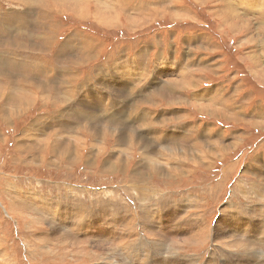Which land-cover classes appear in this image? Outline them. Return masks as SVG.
I'll return each instance as SVG.
<instances>
[{"label": "rangeland", "instance_id": "obj_1", "mask_svg": "<svg viewBox=\"0 0 264 264\" xmlns=\"http://www.w3.org/2000/svg\"><path fill=\"white\" fill-rule=\"evenodd\" d=\"M74 1L0 0V90H28L0 100V264H264V0ZM133 55L145 77L118 112L126 145L115 111L99 133L65 116L123 104L111 74Z\"/></svg>", "mask_w": 264, "mask_h": 264}, {"label": "bare ground", "instance_id": "obj_2", "mask_svg": "<svg viewBox=\"0 0 264 264\" xmlns=\"http://www.w3.org/2000/svg\"><path fill=\"white\" fill-rule=\"evenodd\" d=\"M84 1H87V2H90V0H75L74 1V3H76V4H83L84 3ZM69 4V3H68ZM69 6H70V4H69ZM107 6H109V5H107ZM116 10H117V7H115L114 8V11L116 12ZM111 8H109V10H108V12H109V16L108 17H106L105 18V22L106 23H109V22H112V21H114V19H115V17H114V15L112 14V12H114ZM240 13V12H239ZM233 14L235 15V16H237V14H238V11H233ZM153 15V14H152ZM158 17V16H157ZM13 21V20H12ZM15 21V20H14ZM13 21V22H14ZM10 24V23H9ZM16 24H17V22H16ZM13 25V24H12ZM18 27V26H17ZM14 28V27H13ZM14 29H16V28H14ZM82 44H81V46H83V49H84V51H83V53L82 54H84V56L86 57V58H89L90 56H91V52H92V49L90 48V46H87V42H85L84 40H82ZM26 49H29V47H27L26 46ZM94 51V50H93ZM140 54V53H139ZM68 56H69V58H70V56H71V53H68L67 54ZM83 56V57H84ZM32 57L33 58H35V60H36V63H37V65H38V71L39 72H46V71H51L52 69H53V67H52V65H51V67H49L50 66V64H49V66H48V62H46L45 60H43L42 59V57H35L34 55H28L25 59L26 60H28V61H31V59H32ZM57 57H59L58 55H57ZM84 57V58H85ZM28 58H30V60L28 59ZM0 59H3V57H1L0 56ZM4 60V59H3ZM5 60H8V59H5ZM77 60H78V58H77ZM76 60V61H77ZM74 61V60H73ZM75 61V62H76ZM32 62V61H31ZM30 62V63H31ZM35 62V61H34ZM136 63H137V73H129L127 70H126V66L125 67H120L119 69H118V72H121L122 73V75H117V83L115 84V83H113V86H111L110 87V90L113 88V91L114 92H116V98H117V101L118 102H123V104H120V105H118V108H116L115 109V112H117L116 114L117 115H113L114 113H111L112 115H109V116H106V118H104L105 120H107V122H110V123H112V120L114 119L113 117H115L116 116V118H115V120L117 119L118 120V118H119V115H120V113H121V110H124V108H125V110H124V113H125V111L126 110H130L129 108H127V106H129V105H131L132 104V100L130 99V97L128 96L129 94L126 92V90L130 87V86H132V85H134V83L135 82H139L138 81V78L140 77V72L142 71V61H140V59H136ZM162 63V62H161ZM160 63V64H161ZM21 64H22V66H24L26 69H28V70H30V68H28L29 66L27 65L28 64V62H22L21 61ZM133 64V63H132ZM158 65V67H161L160 69H159V71L158 70H155V73H164V72H167L168 71V67H167V65L164 67V65L163 66H161V65ZM168 64V63H167ZM172 65V64H171ZM183 65V64H182ZM180 66V65H179ZM73 67V66H72ZM157 67V68H158ZM170 67V66H169ZM172 67V66H171ZM31 68H34V66H32ZM174 68V67H173ZM122 69H124V70H122ZM176 70V69H175ZM178 70V69H177ZM71 71V70H70ZM72 72V71H71ZM178 72V71H177ZM187 72V71H186ZM190 72V71H189ZM155 73H154V75H155ZM176 73V72H175ZM187 74H188V72H187ZM186 75V74H185ZM114 78H115V76H114ZM156 78V77H155ZM48 79H50V78H48ZM161 79V78H160ZM107 79H105V81H106ZM112 82H114V80H112ZM156 82V81H155ZM159 83V82H158ZM102 84H103V82H102ZM146 84H148V85H150L149 86V90L147 91V92H153L152 94H150L149 93V95H151V96H153V95H155V96H157L158 97V92H156V93H154L155 91H152V87H154L153 86V80L152 81H150V80H147V82H146ZM100 85H101V83H100ZM123 85H127V87H126V89H125V91H123V89H121L122 87H123ZM120 87V89H118ZM92 88V87H91ZM144 88H145V86H144ZM118 89V90H117ZM136 90V89H135ZM22 91H28L27 90V88H25L24 86H22V85H19V84H16V85H11L10 87H7V88H3V89H1L0 90V100L2 99L3 101H4V103L6 104V107L7 108H9L8 109V111L10 110V108H11V106H12V103H11V101H14V99H15V102H16V99H18L19 98V103L20 104H14L13 106H15V107H18V106H20V105H22L26 100L25 99H28V98H26V97H24L23 96V93H22ZM145 91V90H144ZM180 91V90H179ZM119 92V93H118ZM160 92V91H159ZM87 95H89V94H87ZM136 95V94H135ZM159 95H161V94H159ZM93 96V95H92ZM132 97H133V95H131ZM144 96V95H143ZM136 97V96H135ZM161 97V96H160ZM159 97V98H160ZM134 98V97H133ZM141 98V97H140ZM82 99V98H81ZM80 99V100H81ZM91 100V99H90ZM96 100V99H95ZM18 101V100H17ZM56 101V100H55ZM82 101H83V99H82ZM85 101V100H84ZM134 101V100H133ZM79 103H81V102H79ZM86 102H84V104H85ZM83 105V104H82ZM114 107H115V105H114ZM134 110V109H133ZM136 111V110H135ZM69 112V111H68ZM71 112V111H70ZM68 113L67 115H65L66 117H69V118H71L72 116L74 117H79V120L80 121H85L86 122V127L89 129V130H91V132L92 131H94V132H96V133H99L100 132V128H98L97 127V124L99 125V123H98V120L96 119V118H98V117H101V114L100 115H95L94 113L92 114H90V113H84V112H82V111H79V113H75V114H72V113ZM118 112H120V113H118ZM61 114V116H63V114H62V112L60 113ZM107 115V114H106ZM124 115V114H123ZM148 115V114H147ZM121 116V115H120ZM138 116V115H137ZM78 119V118H77ZM102 119V118H101ZM99 119L100 121H102V122H104L105 120L104 119ZM54 120V122L56 121V118L55 119H53ZM93 120H95V122H93L92 123V121ZM123 121H124V123H123ZM45 122V121H44ZM42 123V125H45V126H47V127H50V128H54V129H56V131L55 132H59V130L60 131H63V129L65 128V125H67L68 123H66L65 121V123H63V122H61V119L59 120V121H57L56 123H55V125H53L54 124V122L53 121H51L52 122V124L51 125H48V124H46V123ZM90 122L92 123V124H90ZM101 122V123H102ZM117 122H119V123H117ZM116 123H117V125L116 124H114L113 125V123L112 124H109L110 126L108 127V132H110V133H112L114 136H116L115 134H117V136L116 137H118V134H120L121 133V135H120V137L119 138H117L115 141H117V143L120 145L121 143H124L125 142V145H126V142L128 141V140H131V138L132 137H130V136H132L131 134H132V132H130V130L132 129V127L131 126H133L132 124H127V122L124 120V119H119L118 121H117ZM139 122V121H138ZM105 123V122H104ZM140 123H143V121H141ZM106 124V123H105ZM138 124V123H137ZM136 124V125H137ZM113 125V126H112ZM102 126V125H101ZM105 126H107V125H105ZM134 127V126H133ZM103 128V127H102ZM123 128H128L129 129V133L126 135L125 133H124V131H123ZM136 128H137V126H136ZM140 129V128H139ZM43 130V129H42ZM58 130V131H57ZM88 130V131H89ZM49 131V130H48ZM138 132V131H137ZM48 133V132H47ZM102 133V132H101ZM100 133V134H101ZM59 134V133H58ZM47 135V134H46ZM63 136V135H62ZM100 136V135H99ZM104 136V135H103ZM56 138V137H55ZM94 138V137H93ZM92 138V139H93ZM96 138V137H95ZM100 138V137H99ZM98 139V138H97ZM43 140V139H42ZM96 140V139H95ZM36 141V140H35ZM73 145H75L76 146V144H73ZM56 147H58L57 146V143H56ZM63 147H66V145H63V146H60V147H58L59 149H64ZM118 148V147H117ZM120 148V147H119ZM143 152H144V150H142ZM175 151V150H174ZM172 152V150L171 149H168V151H163V153L162 152H160V155L162 156V157H167V155L169 156V158H168V161L169 160H171V161H173V160H178L179 158H180V156H178L177 155V153H175V152ZM146 153V152H145ZM116 154V153H115ZM114 154V155H115ZM151 154V153H150ZM143 157H144V155H143ZM158 157V156H157ZM172 157V158H171ZM145 158V157H144ZM147 159H150V160H152V157L150 156V155H148L147 156ZM155 159V158H154ZM162 160V159H161ZM147 162L149 161V160H146ZM152 161H155V160H152ZM143 162V161H142ZM153 163V164H152ZM151 164H152V166H153V169H154V167L156 166V162H152ZM164 163H167L166 161L164 162ZM152 166H151V170H152ZM160 166H162V164L160 165ZM259 167V166H258ZM258 167L256 168V169H258ZM174 167H172L171 169H173ZM260 168V167H259ZM261 169V168H260ZM259 170V169H258ZM139 188H141V190L144 188L142 185H139ZM172 213V212H171ZM232 216H234V215H232ZM234 217H236V216H234ZM227 219V218H226ZM223 220V219H222ZM242 221V220H241ZM101 222V221H100ZM222 222V221H221ZM91 223V222H90ZM89 223V224H90ZM96 222H94L93 223V225L95 224ZM170 223H173L174 225H175V221H173V220H170ZM225 223V222H224ZM230 223V222H229ZM240 223V222H239ZM104 224V223H103ZM178 225H180V221L177 223V226ZM234 225H236V224H234ZM223 226V225H222ZM225 226V225H224ZM244 226V225H243ZM226 227V226H225ZM229 227V226H228ZM228 227L227 228H224V229H222V232H221V234L220 235H222V236H228L227 238H229V237H231L232 236V233H231V231H232V228H231V230L229 231V234H228ZM223 228V227H222ZM218 229V228H217ZM182 230V229H181ZM220 230V229H219ZM195 237V236H194ZM170 237H166V238H163V239H166V240H168ZM235 238V237H234ZM165 240V241H166ZM167 242V241H166ZM230 242V241H229ZM235 242V241H234ZM230 244V243H229ZM236 246H242V247H244L245 246V242L244 241H241V240H238L237 239V241H236V244H235ZM166 246H168V245H166ZM233 246V245H232ZM170 248V247H169ZM239 248V247H238Z\"/></svg>", "mask_w": 264, "mask_h": 264}, {"label": "crops", "instance_id": "obj_3", "mask_svg": "<svg viewBox=\"0 0 264 264\" xmlns=\"http://www.w3.org/2000/svg\"><path fill=\"white\" fill-rule=\"evenodd\" d=\"M176 1L177 0H172L171 2H169V3H166V1H165V5L166 4H170V3H174V4H176ZM256 2H257V0H256ZM239 3H241L242 4V2H239ZM159 5V4H158ZM243 5V4H242ZM255 7V6H254ZM238 11V10H237ZM142 16H143V18H144V15L142 14ZM147 17V19H152V16L151 17H149V16H146ZM149 17V18H148ZM223 18H225V15H223L222 16ZM157 20H158V18H157ZM261 22V21H260ZM150 23V22H149ZM226 25H229V24H226ZM257 26V25H256ZM254 27V29L252 30V31H255L256 32V35H257V27ZM243 27H246V26H243ZM261 30V29H260ZM260 33H262L261 31H260ZM255 35V36H256ZM153 49H154V47H153ZM157 52H159L158 50H157ZM156 54V53H155ZM135 55H137V54H135ZM100 56V53L98 54V57ZM97 57V58H98ZM121 64H122V62H120ZM120 63H118V64H116V66H115V68H114V73H112L111 74V76L113 77V80H114V82L113 83H117V75H118V73L116 72V68H118V67H120V66H122ZM125 63H126V65L130 68V71H131V73H134V72H136L138 69V67H137V63H136V60H135V58H134V55L133 56H131L130 57V60H127V59H125ZM133 63V64H132ZM95 66H97V65H95ZM156 66H157V64H155L154 65V67L152 68V73H153V70H158L159 71V69L161 68V67H158V68H156ZM169 66H172L170 63H168L167 64V67H168V73H170L169 72V70H170V67ZM145 67V65L143 64V68ZM112 68H113V66H112ZM113 71V70H112ZM146 72V71H145ZM96 73V72H95ZM94 73V74H95ZM144 69H143V71H142V74H141V76H140V78L139 79H141V80H143V77H145L144 75ZM104 75H106V74H104ZM101 76H103V75H100L99 77H101ZM114 76H115V78H114ZM153 76L154 75H152L151 77H150V81H152L153 79ZM98 77V78H99ZM97 81H98V79H97ZM112 81V80H111ZM161 82V81H159V80H157L156 81V83H155V85L156 84H159V83ZM97 84L96 85H98L99 83L98 82H96ZM100 85V84H99ZM98 85V86H99ZM111 85H113L112 83H111ZM204 89V88H203ZM219 88L218 87H215V89H214V91H210L211 92V94L210 93H208V94H210L211 96L207 99L208 101H210V100H214V102H216V95L214 96V94L215 93H217L219 90H218ZM90 91V90H89ZM229 91H230V89H229ZM111 93H112V95H114L115 96V94H113V88L111 89ZM202 95H205V94H201V95H199V96H202ZM79 102H83L82 101V99L81 100H79ZM215 104V103H214ZM115 111V109L113 108V106L112 105H110V107H109V109L106 111V112H104V113H101V117L100 118H103V116L105 115V114H109V113H111V112H114ZM69 112L68 111H66V114L65 115H67ZM110 115V114H109ZM63 118H65V117H63ZM101 123V122H100ZM86 125V124H85ZM88 134L89 135H91V133H89L88 132ZM98 158H100V157H95L94 158V164H91L94 168L96 167V161H97V159ZM82 160H80V162H81ZM85 167V166H84ZM85 168H87V167H85Z\"/></svg>", "mask_w": 264, "mask_h": 264}]
</instances>
